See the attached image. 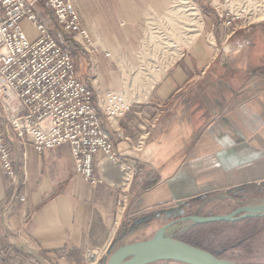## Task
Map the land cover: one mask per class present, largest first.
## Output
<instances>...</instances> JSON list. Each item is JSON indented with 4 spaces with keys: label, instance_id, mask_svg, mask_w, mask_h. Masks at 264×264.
I'll return each mask as SVG.
<instances>
[{
    "label": "crops",
    "instance_id": "crops-1",
    "mask_svg": "<svg viewBox=\"0 0 264 264\" xmlns=\"http://www.w3.org/2000/svg\"><path fill=\"white\" fill-rule=\"evenodd\" d=\"M74 1L97 44L76 53L83 81L99 105L109 89L130 103L116 120H104L120 155L97 154L103 181L92 184L77 171L69 144L39 151L30 139H14L25 183L13 187L0 162V243L15 264H109L123 244L174 236L167 230L178 224L162 228L181 207L264 189V21L228 26L209 12L213 21L193 41L181 50L167 45V57L176 56L163 67L157 45L143 41V18L165 0ZM35 6L52 13L43 0ZM21 24L38 38L32 21ZM123 228L127 240L112 249ZM89 248L97 251L93 262Z\"/></svg>",
    "mask_w": 264,
    "mask_h": 264
},
{
    "label": "built area",
    "instance_id": "built-area-1",
    "mask_svg": "<svg viewBox=\"0 0 264 264\" xmlns=\"http://www.w3.org/2000/svg\"><path fill=\"white\" fill-rule=\"evenodd\" d=\"M233 1L238 0H204L219 16L229 18L225 24L250 13L247 0L238 6L240 13L234 11ZM36 2L0 0V162L11 185L18 189L25 179L20 178L14 163L15 138L22 142L30 139L39 151L67 143L80 175L98 184L103 180L95 170L97 154L102 152L112 159L120 155L104 128V120H116L130 103L122 91L115 89L106 91L102 105L95 102L93 89L81 78L72 50L58 41L38 15ZM44 2L61 29L72 33L88 49L96 48L74 0ZM24 18L37 27V39H30L23 29ZM16 197L27 199L20 191ZM121 201L126 204L127 197ZM9 256L0 243V264H15ZM86 257L93 262L97 251L87 249Z\"/></svg>",
    "mask_w": 264,
    "mask_h": 264
},
{
    "label": "rangeland",
    "instance_id": "rangeland-1",
    "mask_svg": "<svg viewBox=\"0 0 264 264\" xmlns=\"http://www.w3.org/2000/svg\"><path fill=\"white\" fill-rule=\"evenodd\" d=\"M191 1L193 2V0ZM194 1L196 2V4L194 2L193 3L199 10L202 18L204 19V22L207 23V27H208L209 23L212 22L213 20L207 14L209 12L215 11V9L212 8L210 4L205 3L204 0H194ZM247 6L249 7V9L253 10L255 8L256 10L254 11L251 10L250 11L251 14L249 13L248 15H243L239 18L232 19L231 22L229 23L227 22L226 24L224 23V25L235 26L237 24L238 26H240L242 24H247L250 22L264 21V17L254 18L255 15L261 12V10L262 12H264L263 9L264 0H249ZM46 7L48 8L47 5ZM238 8L239 7L236 6L233 9L235 12L240 13V11H238ZM186 9H187L186 3H183L180 0H165V3H163V8L160 10L149 8L146 16L143 18V26H144L143 41H150L152 38L151 35L155 34L157 41H160L159 46L157 47L158 49L165 51L167 49L164 48L165 46L171 45L172 43H176V45H178V47L181 50L182 44L184 43L187 44L190 41L189 42L180 41V39L171 36L169 30L168 16H174L175 11L177 10L185 12L187 11ZM188 12H190V10H188ZM38 15L48 25V27L51 29L53 34L54 33L62 34L59 37L56 34L54 35L56 36L58 41H60L70 50H72L76 61V53L78 49L80 47L85 46V44L82 41L76 39L72 33L65 32L63 29H61L58 26V23L51 12L46 16H43L40 13H38ZM213 15L214 14H212V17L214 19L215 15L214 16ZM222 19L223 22L229 20V18L226 17H223ZM194 27L195 26H193V28ZM30 28L31 30H34L33 26ZM202 28L198 29L199 31H197V29L192 30L193 34L197 33L198 35V33L201 32ZM204 30L206 31V28H204L203 31ZM214 32L218 36V31L216 29L214 30ZM165 34L168 35L167 38H163L165 37ZM195 37H193L191 41H193ZM93 41L96 45V48L89 49L90 51L97 50L96 41L94 39ZM131 42L138 44L139 41H131ZM119 43L124 44V41H119ZM79 74L83 79L80 71ZM243 206L245 209L243 208ZM247 212H256V213L264 214V189H259L244 193L240 195L237 200L230 199L228 196H223V197H216L214 199H208L205 202H196L193 205L187 207H181L178 212L172 215L169 221L170 220L172 221L184 215L237 216ZM146 222H143L144 223L143 226L148 228L151 224V221H146ZM195 222L196 221L193 219H187L181 221L178 223L179 225V227L177 226L178 228H174L173 230L168 229L167 233L177 236L179 238H187L189 240L199 242L202 245L211 249L213 252H215V254L219 255L220 257L230 259L241 264H264V216L260 218H251V219L242 218L233 221L231 220L216 221L212 223H207L205 226H199V227H195L194 225ZM123 233H124V228L123 230H120L119 233L117 234L116 237L117 239L115 241V244L112 246V249L116 248L119 244L127 240V238L123 236Z\"/></svg>",
    "mask_w": 264,
    "mask_h": 264
},
{
    "label": "water",
    "instance_id": "water-1",
    "mask_svg": "<svg viewBox=\"0 0 264 264\" xmlns=\"http://www.w3.org/2000/svg\"><path fill=\"white\" fill-rule=\"evenodd\" d=\"M256 214L261 213L247 212L237 216L184 215L165 224L162 232L187 219L198 222L233 221ZM158 261H167L166 264H241L220 257L207 248L164 233L151 239L137 240L119 246L111 254L109 264H149Z\"/></svg>",
    "mask_w": 264,
    "mask_h": 264
},
{
    "label": "bare ground",
    "instance_id": "bare-ground-1",
    "mask_svg": "<svg viewBox=\"0 0 264 264\" xmlns=\"http://www.w3.org/2000/svg\"><path fill=\"white\" fill-rule=\"evenodd\" d=\"M180 1L183 3H186V7H187L186 10L187 11L183 12V11L177 10V11H175L174 16H168L169 30H170L171 36H173L174 38H178V39H180V41L189 42L192 40L193 37H195L197 35V33L193 34L192 30L197 29V31H199L198 29H201L204 25V19L202 18L199 10L197 9L195 4L191 0H180ZM240 3H241L240 0L232 2L234 7L239 6ZM188 10H190V12H188ZM249 10L251 11L252 9H249ZM254 10H256V9L254 8L252 11H254ZM262 17H264V12H262V10L260 13H258L257 15L254 16V18H262ZM193 26H195V27L193 28ZM151 36H152V38L150 41L155 42V44L158 47L160 41H157L155 34L151 35ZM167 36L168 35L165 34V37H163V38H167ZM166 47L167 46H165L164 48H166ZM160 51L163 53V56L162 57L160 56L162 58L161 63L163 65V67H165L166 65H168L170 63L171 60H173L175 58L176 53H174L173 55L170 54V56L167 57V55H166L167 49L165 51H162V50H160ZM164 52H165V55H164ZM156 57L159 58V54L156 55L155 58ZM127 101L129 102V100H127ZM97 257H98V255H97Z\"/></svg>",
    "mask_w": 264,
    "mask_h": 264
},
{
    "label": "trees",
    "instance_id": "trees-1",
    "mask_svg": "<svg viewBox=\"0 0 264 264\" xmlns=\"http://www.w3.org/2000/svg\"><path fill=\"white\" fill-rule=\"evenodd\" d=\"M262 216H264L263 213H261V214H256V215H249V216L246 217V219L260 218V217H262ZM212 222H216V221H210V222H198V221H196L194 225H195V227H199V226H205L207 223H212ZM182 239L187 240V241H189V242H191V243H193V244L199 245V246H201V247H204V248L209 249L208 247L202 245V244L199 243V242H196V241H193V240H189V239H187V238H182ZM209 250L212 251L211 249H209ZM212 252H213V251H212ZM213 253H215V252H213Z\"/></svg>",
    "mask_w": 264,
    "mask_h": 264
}]
</instances>
